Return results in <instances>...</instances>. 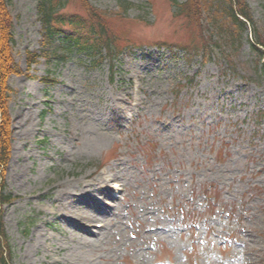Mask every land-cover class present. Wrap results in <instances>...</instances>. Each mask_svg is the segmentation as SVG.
<instances>
[{"label":"rangeland","instance_id":"1","mask_svg":"<svg viewBox=\"0 0 264 264\" xmlns=\"http://www.w3.org/2000/svg\"><path fill=\"white\" fill-rule=\"evenodd\" d=\"M238 1L264 36V0ZM220 6L205 1L191 21L171 0H68L63 13L99 25L110 45L92 62L61 59L58 40L42 44L36 0H0L10 58L3 86L0 76L10 144L0 223L10 264H131V250L149 264H230L242 237L264 243V52L250 46L252 28L238 32ZM203 43L197 54L180 49ZM105 162L122 181L123 226L115 244L93 251L59 220L67 207L91 213L104 198L93 189ZM67 182L71 197L57 201L56 186ZM69 216L80 228L97 222ZM160 226L169 232L150 233ZM37 231L49 248L33 247Z\"/></svg>","mask_w":264,"mask_h":264},{"label":"trees","instance_id":"2","mask_svg":"<svg viewBox=\"0 0 264 264\" xmlns=\"http://www.w3.org/2000/svg\"><path fill=\"white\" fill-rule=\"evenodd\" d=\"M68 0H36V14L41 26V39L44 46H52L55 40H59L62 45V50L67 54H82L87 57H92L96 54L95 50L99 45L110 47L107 41H103L101 37L102 28L90 22H86L84 18L76 14H65L63 9ZM174 6L175 15L185 16L189 20L199 17L202 4L200 0H183L178 2L171 0ZM220 6L221 13L238 32L245 31L246 27L252 28L253 41L250 46L259 52L260 48L264 50V36L254 29L251 17L247 12L245 4L238 0H214ZM127 7L131 5L125 4ZM250 28V29H251ZM4 38V37H3ZM11 40V39H10ZM12 41V40H11ZM103 43V44H101ZM250 43V42H249ZM204 48H183L188 54L189 52H199L201 49H207V43L202 44ZM109 49V48H108ZM211 49V48H210ZM5 43L0 42V54L5 63L0 66V76L2 77L9 71L7 67L10 64V58L5 56ZM97 55V54H96ZM35 61V60H34ZM6 64V65H5ZM5 66V67H3ZM13 70V67H12ZM3 98H0L2 101ZM0 116L2 115V127H0V166L5 163L9 156V131L7 127L6 109L0 104ZM10 202V196L4 194L3 186L0 185V206ZM10 254L8 250L7 238L4 233L2 224L0 223V264H10Z\"/></svg>","mask_w":264,"mask_h":264},{"label":"bare ground","instance_id":"3","mask_svg":"<svg viewBox=\"0 0 264 264\" xmlns=\"http://www.w3.org/2000/svg\"><path fill=\"white\" fill-rule=\"evenodd\" d=\"M22 133H23L22 132V127L21 128L19 127L17 134L21 135ZM99 182H100V180H99ZM99 182H97V183H99ZM56 187L58 188V190H56L57 193H58L57 194V201H63L65 199H68V198L71 197L70 193L72 192L71 189L73 188V186L70 184V182L57 185ZM99 187H100V185L98 184L96 186V188L94 187L93 190H97V188H99ZM90 192H91V190L89 191V193ZM80 199H82V198H80ZM77 204H82V200L80 202L78 201ZM67 208H69V210H68L69 213L65 214L67 216V218L66 219H64V218L62 219V217H61L59 221L62 224L64 222L66 224L65 226H68V228L71 227V230L72 229L73 230H78L84 236L86 235V232H88L87 228L82 229L80 227H77L76 225H73V223H71L68 220V218H70L69 214L73 215L72 218L75 221H86L87 223H91L97 217H99V218L102 217L104 219V222L106 223V225L104 226L103 230L100 231L98 236L100 235L99 236L100 238H105V237L110 238V237H112V235H111V233H110V231L108 229V226H111L110 225V222H111V219H112L111 218V214L115 211L114 207L112 205H110V207H109L111 211L102 210V212H99V213L94 212V211H92L90 213L88 210H84L82 208L78 209L77 205H74L72 207H67ZM63 210H66L65 206L63 207ZM51 241L52 240H50L48 238H45L44 236H42V234L39 231H37V234L35 235V238H33V247L36 248V249L37 248L40 249L43 246V244L45 243L44 248H49V244H50ZM86 245H87L86 242H84L82 244V247L86 248ZM101 246H102L101 241H97V242H95L93 244H90L87 248L92 249V250H97ZM58 248L59 247H57V249ZM243 249H244V251H245V253H246L247 257H248L246 259V262H247L246 264H264V258L262 257V256H264V243H262L261 246H258L257 243H255L252 240V241H250L249 244H244V248ZM60 250L62 251V249H60ZM69 252H70L71 255L73 254V251L69 250ZM140 257H142V256H138V258L140 260H142Z\"/></svg>","mask_w":264,"mask_h":264}]
</instances>
